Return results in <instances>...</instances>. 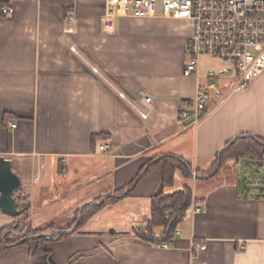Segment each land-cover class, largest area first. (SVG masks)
I'll use <instances>...</instances> for the list:
<instances>
[{
	"label": "crops",
	"instance_id": "obj_1",
	"mask_svg": "<svg viewBox=\"0 0 264 264\" xmlns=\"http://www.w3.org/2000/svg\"><path fill=\"white\" fill-rule=\"evenodd\" d=\"M2 6L14 12L4 15ZM104 8L105 0H0V156L22 180L17 204H30L20 219L35 230L72 229L79 210L120 193L163 155L182 158L195 176L177 174L164 187L163 166L154 164L126 196L45 242L48 255L34 253L35 241L7 248L0 264H264V181L257 179L264 154L235 157L232 149L217 160L239 136L264 140V72L199 127L189 121L182 129L185 101L207 83L183 74L189 22L121 18L110 34ZM227 162L239 172L215 179ZM184 187L193 204L173 238L156 244L137 235L153 198ZM13 219L0 210V228ZM162 232L154 229L155 237Z\"/></svg>",
	"mask_w": 264,
	"mask_h": 264
},
{
	"label": "built area",
	"instance_id": "obj_2",
	"mask_svg": "<svg viewBox=\"0 0 264 264\" xmlns=\"http://www.w3.org/2000/svg\"><path fill=\"white\" fill-rule=\"evenodd\" d=\"M13 12L11 6L1 7L4 15ZM156 17L191 23L186 45L189 60L183 74L207 81L198 83L194 96L185 101L187 107L177 118L182 129L189 121L199 127L210 110L219 108L233 94L246 91L264 72V0H105L101 23L105 32L114 34L117 19ZM203 57L219 58L229 66L211 65L201 75ZM141 96L145 104H152L147 92L142 91ZM107 147L102 145L100 149ZM200 210L199 206L195 208V212Z\"/></svg>",
	"mask_w": 264,
	"mask_h": 264
},
{
	"label": "trees",
	"instance_id": "obj_3",
	"mask_svg": "<svg viewBox=\"0 0 264 264\" xmlns=\"http://www.w3.org/2000/svg\"><path fill=\"white\" fill-rule=\"evenodd\" d=\"M232 149L234 150L233 155L235 157L248 156L250 158L252 157L251 159H255L253 157L261 158L262 154H264V140H261L259 138L254 139L251 136L247 138H239L235 142V145L232 148H230V150L222 154V156H219L217 160L222 161L224 159V155L228 153L229 155L231 154L232 156V153H233L231 152ZM225 157H227V155H225ZM154 164L156 165L162 164L163 166V174H164L163 185L164 187L173 186L174 180L177 174H181L182 176L186 178L192 177L190 174L191 171H193L192 166L188 164L182 158L171 156V155L159 156L156 159H154L151 163H149L148 168L146 170L144 169L143 171H141L136 177V179L127 188L121 190L120 193L104 197L105 201L101 205H92V206H88V207H85L79 210L76 214L75 221L70 227H73L76 224L79 216L81 215L82 221L80 225L77 227L79 228L101 207L118 199L117 197L118 194H122L125 190L133 188V185L136 183V181L139 182L148 173L149 169ZM215 168H213L212 170L208 172L198 171L197 176H205L206 174H211ZM102 199L103 198H100L97 201H100ZM153 199H154V203L152 206L151 217L149 220H147L144 223L142 227H139V229L136 230V233L143 239L151 240L156 244H162L167 241H170L173 238L174 232L178 224L183 220V218L186 216L188 210L191 208L193 204V193L190 188L184 187L182 192H176L173 195L167 196L160 200H158L157 197H154ZM15 227H16L15 229L19 228L18 225H15ZM158 227H163L164 232H162L161 236L155 237L154 229ZM30 229H31V232L29 234L31 235H27V237L36 236L41 233L52 234V232H60L64 230V229L56 228L53 226H49V227H46L45 229H39V230H35L32 228ZM56 234L55 236L58 235ZM67 235L69 234H65L61 238H64ZM47 241L49 240L45 239L44 237L37 240L39 244L40 242H47ZM14 243L15 242L12 243V241H8L7 238L5 239L0 236V253L6 250L7 248H9ZM26 243L30 244L31 241H28ZM34 253L48 255V251L41 245L35 248Z\"/></svg>",
	"mask_w": 264,
	"mask_h": 264
},
{
	"label": "water",
	"instance_id": "obj_4",
	"mask_svg": "<svg viewBox=\"0 0 264 264\" xmlns=\"http://www.w3.org/2000/svg\"><path fill=\"white\" fill-rule=\"evenodd\" d=\"M243 138H247V136H239ZM238 139V137H235L231 140L228 147L234 144V142ZM226 147L225 149H227ZM224 151V150H222ZM191 176L194 177V172L191 171ZM22 186V180L21 178L13 171L12 169V162L9 159H6L3 156H0V210L3 214L11 216V217H19L21 216L26 210L29 209L30 204H27L24 208L19 209L17 205L16 198L14 194L18 192L21 189ZM183 189H178L169 193H165L160 198H165L167 196L173 195L176 192H182ZM128 194V190L125 191L122 195L119 197H124ZM105 199H102L98 203H89L87 205H101ZM82 220V216H79V219L75 226L72 229H65L61 231V233L53 237L51 235H36V236H29L26 238H23L20 241L15 242L11 246H18L25 244L28 241L32 240H39L40 238L44 237L45 239L51 241V240H59L63 235L68 234L70 232H73V230L80 224ZM10 246V247H11Z\"/></svg>",
	"mask_w": 264,
	"mask_h": 264
},
{
	"label": "rangeland",
	"instance_id": "obj_5",
	"mask_svg": "<svg viewBox=\"0 0 264 264\" xmlns=\"http://www.w3.org/2000/svg\"><path fill=\"white\" fill-rule=\"evenodd\" d=\"M159 11H161V9H159ZM119 21H120V19H117V23H119ZM191 27H192V25L189 22L188 25L186 26V28H182V29H183L184 32H186V31L189 32V30L192 29ZM188 60L189 59H188V56H187V61ZM211 65L218 66V67L219 66L220 67H227V66H229V64L227 62L222 61L219 58H209V57L207 58V57H204L202 59V67L203 68H207L208 66H211ZM202 75H204V74H202ZM259 164H264V161L263 162L259 161ZM235 168H236V172H239V170L237 168V164H234L232 162L224 163V165L220 169V171L217 174H215L216 177L215 176H213V177L216 179V178H220L222 176H225V174H228V176H225V179H229L230 180V178H233V173L235 172ZM260 174H262L260 176L261 179L260 178H257V179L259 181H261V180L264 181V170H262L260 172ZM240 176H241V179L242 180L245 179L242 174ZM212 178H210V179H212ZM203 180H205V179H200V178L199 179H195L193 181L192 188H194L195 190H197L199 192L200 191V184H201L200 182H203ZM196 182L198 183V186L196 185L197 184ZM211 182H216V181L214 179H212ZM16 195L19 196L21 194L18 192ZM23 207L24 206H22V204L21 205L18 204V208L19 209H22ZM29 224L30 223L28 222L27 219H25V218L20 219V217H15V219H13L11 221V224H9L8 226H4L3 228H0V236L3 237V238H5V239L7 238V240L8 241H12V243L13 242L20 241L23 238H26L27 235H31V234H29L31 232V229H30L31 226ZM15 225H18L19 228L18 229H15L16 228ZM56 233L59 235L61 233V231L60 232H52V234L41 233V234H38V235H51L53 237H56L55 236ZM35 241L37 242V240H32L31 242H35ZM25 244H27V243H25ZM30 244H32V243H30ZM39 245H41V246L44 247L45 246V242H40Z\"/></svg>",
	"mask_w": 264,
	"mask_h": 264
}]
</instances>
